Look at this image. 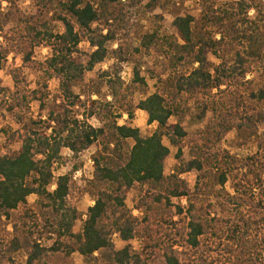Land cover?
I'll use <instances>...</instances> for the list:
<instances>
[{"label": "trees", "instance_id": "trees-1", "mask_svg": "<svg viewBox=\"0 0 264 264\" xmlns=\"http://www.w3.org/2000/svg\"><path fill=\"white\" fill-rule=\"evenodd\" d=\"M20 1L0 0V39L9 46L0 44V70L7 54L17 53L37 82L31 90L15 69L14 90L0 87L1 108L19 128L1 132L9 144L21 143L17 153L0 156V264H17L19 255L24 264H73L75 254L84 264H264V88L256 93L248 80L255 71L264 79V0H203L199 17H175V33L163 31V14L179 0H30L29 15ZM142 19L152 25L136 47L131 39ZM54 23L64 32L55 33ZM40 47L51 50L43 63L33 61ZM107 61L109 70L86 80ZM123 64L134 67L129 85ZM148 80L155 82L152 94ZM52 81L58 91L50 97ZM137 92L144 96L134 106ZM137 110L157 125L150 137L132 126ZM207 114L203 132L184 130L185 115L204 121ZM124 116L128 123L120 125ZM231 132L244 145L254 141L256 151L245 158L217 151ZM165 141L177 149L169 176ZM92 148L85 191L94 205L83 219L74 181L82 164L57 180L54 167ZM190 173L193 189L181 179ZM134 189L139 216L126 202ZM115 237L126 244L122 250Z\"/></svg>", "mask_w": 264, "mask_h": 264}, {"label": "rangeland", "instance_id": "rangeland-1", "mask_svg": "<svg viewBox=\"0 0 264 264\" xmlns=\"http://www.w3.org/2000/svg\"><path fill=\"white\" fill-rule=\"evenodd\" d=\"M202 1L203 0H179L178 4L181 3L179 6L170 7L168 11L163 14L164 16L163 23H162L163 31L168 32V33H175V30L172 27V24H173L175 17L177 16L192 15L194 17H199V8H200V4ZM213 1L226 2V1H233V0H213ZM3 6L5 9L8 7L6 3H4ZM18 6L25 14L27 15L34 14V8L30 0H21L20 2H18ZM157 13H160V11L154 9V12L152 14H157ZM151 22L152 21L147 22L144 19H142V22L138 23V27L136 28V33L131 39V43L134 46L136 47L139 46V42H140L139 40L142 37L141 33L142 31L148 30L151 27L152 25ZM11 28L12 26H9L6 29V31H8V29L11 31ZM53 29H54V32L57 34L64 32V27L61 23H54ZM0 44L5 48L9 47L8 44H6V42L3 39H0ZM80 47H81L83 55H89L90 53L93 52V49L89 46L87 42H84ZM109 47L115 48L116 44L111 43ZM6 52L7 50H3L2 55H4ZM50 56H51V50L49 48L40 47V48L35 49L34 54H33V61L43 63L47 59H49ZM144 59L150 62L149 58L145 57ZM209 59L212 63L216 65L219 64V61L216 60L215 58L210 56ZM112 65L113 63L111 61H107L104 64L97 66L93 73H89L86 75V80L91 81L93 79H96L97 76L102 71L109 70ZM133 68H134L133 65H128V64L122 65L123 70H121L122 71L121 77L126 82V85H129L131 81L133 80ZM15 69L16 70L20 69L23 71L24 78L28 82L31 90L36 89L37 77L29 69H24V64L22 62V55L17 54V53L10 54V52L7 54L6 59L2 61V70H0V87L1 88L9 89L11 91L14 90V84H13L10 71L15 70ZM248 80L253 81L254 83L253 90L256 93H259V91L262 88H264V79L260 77L257 71H255L252 75H250L248 77ZM148 84H149V91L147 94H152L155 91V82L148 80ZM57 91H58V83L57 81H52L49 84V89L47 93L49 94L50 97H53L54 95L57 94ZM143 96L144 95L139 92L135 94L134 100H133L134 106H137L140 103V101L143 99ZM96 99L97 97L94 96V100ZM107 99L110 100V98H107ZM1 106L3 105L1 104V100H0V156L2 157L5 155H8L9 153L11 154L17 153L18 150L21 148V143L18 141L13 144H9L7 142L6 137L1 135L2 130H8V131L14 132L19 129L18 126L15 124L12 116L7 114L6 109L3 107L1 108ZM39 107H40V104L38 102L31 105L30 113L32 114L34 118H37V115L39 113ZM137 115L138 116L135 115V119L132 122V126L140 129L142 138H147L150 134H152L153 129L149 127L146 116H141L140 113H138ZM210 118H211V114H207L204 121H197L191 116L185 115L183 118L182 125H183L184 130L189 135H194L196 133L203 132L206 129V126L208 125ZM171 122H173V120ZM126 123H128V117L124 116L123 119L120 121V125H125ZM91 124L94 125L95 127L100 126L99 122L96 120H92ZM130 145H133V143L130 142ZM165 145L169 147L170 149V155L164 161L165 175L169 176L172 174L174 168L178 165V162L175 158L177 154V149L170 147L167 141H165ZM217 151H219L220 153L229 152L232 155L238 156L239 158H245L253 154L256 151V143L254 141H251L248 145H244L241 139L237 136V133L231 132L226 135L222 144L217 148ZM95 153H96V148H92L91 150L83 153L79 157V160H77V162L72 160L71 162H69L67 166H65L64 168L60 170H58L57 166L54 167L55 169L54 180H57V178L60 175H65L69 173L72 170V165L76 163L82 164V169L74 174V181L77 184V188L80 190L76 195L75 203L79 211L84 214L83 219H85V214L88 208L94 205V202L92 201V199L90 198V196L85 190L87 187V182L90 181L93 176L92 156ZM183 153H184L183 158L186 161H188L189 160L188 149L185 148L183 150ZM64 155L70 159L72 157V155L68 151H64ZM181 179L187 182L190 189L194 188L195 182H196L195 173L183 175ZM53 189H55V186L51 187V191ZM138 200H139V192L135 189L130 191L126 202H127L129 209L133 211V214L135 216H139V213L135 210ZM35 201H36L35 196L29 197L28 205L33 206ZM183 205H185L184 201H183ZM81 228H82V222H78V224L76 225L75 232L76 233L80 232ZM114 244L117 250H122L126 246V244L119 241L117 237L114 238ZM131 245L134 247L135 250L141 249V245L139 241H134L131 243ZM16 261H17V264H24L26 261V257L24 255L16 256ZM73 264H84L83 258L80 255L75 254L73 256Z\"/></svg>", "mask_w": 264, "mask_h": 264}, {"label": "crops", "instance_id": "crops-1", "mask_svg": "<svg viewBox=\"0 0 264 264\" xmlns=\"http://www.w3.org/2000/svg\"><path fill=\"white\" fill-rule=\"evenodd\" d=\"M138 113H140L141 116H146V118H147V122H148V115H147L145 112L137 110L135 115L138 116V115H137ZM149 127H150L151 129H153L152 134H153L154 131L157 129V125H156V124L150 125ZM136 128H137V127H136ZM138 129H139V128H138ZM139 130H140V129H139ZM140 134H141V131H140ZM152 134H150L148 137H150ZM1 135L4 136L2 133H1Z\"/></svg>", "mask_w": 264, "mask_h": 264}]
</instances>
